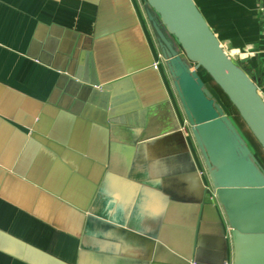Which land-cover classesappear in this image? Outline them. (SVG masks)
<instances>
[{
  "label": "crops",
  "instance_id": "1",
  "mask_svg": "<svg viewBox=\"0 0 264 264\" xmlns=\"http://www.w3.org/2000/svg\"><path fill=\"white\" fill-rule=\"evenodd\" d=\"M194 1L264 97V0ZM143 5L0 0V264H233Z\"/></svg>",
  "mask_w": 264,
  "mask_h": 264
},
{
  "label": "water",
  "instance_id": "2",
  "mask_svg": "<svg viewBox=\"0 0 264 264\" xmlns=\"http://www.w3.org/2000/svg\"><path fill=\"white\" fill-rule=\"evenodd\" d=\"M143 10L230 230L233 264H264V166L199 71L264 151L257 81L225 53L194 0H144Z\"/></svg>",
  "mask_w": 264,
  "mask_h": 264
},
{
  "label": "rangeland",
  "instance_id": "3",
  "mask_svg": "<svg viewBox=\"0 0 264 264\" xmlns=\"http://www.w3.org/2000/svg\"><path fill=\"white\" fill-rule=\"evenodd\" d=\"M223 45L227 46L225 43H222ZM228 47V46H227ZM229 48V47H228ZM237 61V60H236ZM235 61V62H236ZM164 68L165 66L162 65ZM166 70V69H165ZM199 74L201 76V78L204 80V82L206 83V86L208 88V90L211 92V94L217 99L218 103L221 105V107L223 108L225 114L227 116H229L234 123L238 126L239 130L241 131L242 135L245 137V139L247 140L251 150L255 153V155L258 157V159L262 162L263 166H264V151L261 149L260 145L258 144V142L255 140V138L252 136V134L250 133V131L248 130L247 126L244 124V122L242 121V119L240 118L238 112L236 111V109L231 105V103L229 102V100L226 98V96L224 95V93L220 90V88L212 81L211 78H209V76L204 73V72H200ZM260 93V91H259ZM262 96V95H261ZM264 98V97H263ZM182 110V108H181ZM183 112V111H182ZM184 115V113H183ZM186 119V118H185ZM187 122V120H186ZM188 124V123H187ZM189 127V126H188ZM190 128V127H189ZM209 180V178H208ZM214 202V201H212Z\"/></svg>",
  "mask_w": 264,
  "mask_h": 264
},
{
  "label": "built area",
  "instance_id": "4",
  "mask_svg": "<svg viewBox=\"0 0 264 264\" xmlns=\"http://www.w3.org/2000/svg\"><path fill=\"white\" fill-rule=\"evenodd\" d=\"M221 46H222V48H223V50L225 51V53L235 62L237 59H238V57H239V52H237V51H234V50H230L227 46H225V45H223L222 43H221ZM161 65H164V61H163V59H162V57H161V54H160V52H159V55H158V58L154 61V63H153V68L155 69V70H159L160 69V67H161ZM264 99V98H263ZM185 124H186V126H189L188 124H187V122H185ZM185 128L183 127V130H184ZM201 175L202 176H204V177H206L205 179H206V181H205V191H206V194H207V196H208V198L210 199V201L212 202V201H214V202H217L218 203V200H217V197H216V193H215V190H214V188H213V186H212V184H211V182H210V180H208V175H207V172H206V170H204V172H201ZM226 264H228V263H226Z\"/></svg>",
  "mask_w": 264,
  "mask_h": 264
},
{
  "label": "bare ground",
  "instance_id": "5",
  "mask_svg": "<svg viewBox=\"0 0 264 264\" xmlns=\"http://www.w3.org/2000/svg\"><path fill=\"white\" fill-rule=\"evenodd\" d=\"M200 72H202V70H200ZM227 98V97H226ZM245 124V123H244ZM249 130V129H248Z\"/></svg>",
  "mask_w": 264,
  "mask_h": 264
}]
</instances>
